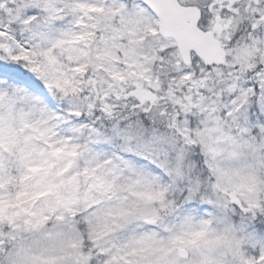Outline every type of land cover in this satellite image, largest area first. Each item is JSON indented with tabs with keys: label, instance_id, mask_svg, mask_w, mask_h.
I'll return each mask as SVG.
<instances>
[{
	"label": "snow or ice",
	"instance_id": "obj_1",
	"mask_svg": "<svg viewBox=\"0 0 264 264\" xmlns=\"http://www.w3.org/2000/svg\"><path fill=\"white\" fill-rule=\"evenodd\" d=\"M0 264H264V0H0Z\"/></svg>",
	"mask_w": 264,
	"mask_h": 264
}]
</instances>
